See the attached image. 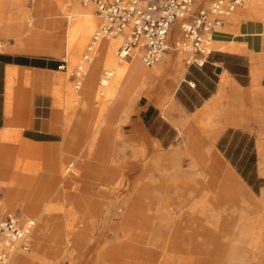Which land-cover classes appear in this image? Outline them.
Wrapping results in <instances>:
<instances>
[{"label": "bare ground", "instance_id": "1", "mask_svg": "<svg viewBox=\"0 0 264 264\" xmlns=\"http://www.w3.org/2000/svg\"><path fill=\"white\" fill-rule=\"evenodd\" d=\"M29 1L33 3V8L27 6L26 0H0V38L13 39L10 48L12 52L46 54L64 52L66 61L69 59L72 62L79 60L81 63L79 62L75 69L78 72L80 69L81 78L75 80L74 86L76 89L80 88L82 80L88 77L86 93L93 100L98 87L103 88L109 85L111 78L114 77L116 82V87L114 86L112 90V93L115 94L114 99H108L101 103L92 100L96 108L105 109L109 104L115 109L120 103L135 98V94L150 97L153 84L163 80V76L160 79L158 76L170 66V59L167 58L152 70H148L142 65L132 66L130 64L129 61L133 59L142 63L138 55L128 59L118 54V48L126 38L124 34L109 38L98 37L97 40H94L97 29L93 38L90 39L97 24L95 19L97 14L92 11V4L84 5L81 0ZM243 12L246 19L261 24V32L264 34V0H247ZM64 15L67 16V22L63 29L64 46L60 49V41L61 44L63 42L57 35V31L62 26L61 20ZM237 19L234 18L233 26L236 25ZM177 27V25L174 27V32ZM51 30H55L56 33H52ZM223 30L218 29L214 32L217 43L224 42L225 47L229 49L250 48L245 41L236 42L232 34L229 33L232 31L225 32ZM179 36L176 37L177 43L181 42L178 39ZM212 41L213 39L208 43V51L212 50L210 47ZM45 48L48 49L44 50ZM115 53L117 60L114 58ZM202 62L203 59H200L199 63ZM104 66L110 68L105 70L102 76L101 70ZM89 70H92L90 76H88ZM183 71L184 68L179 62L173 77L165 81L164 93L167 98L173 99L178 78L182 76ZM60 80L59 77V82H61ZM78 83H80L79 87ZM99 91L100 94L104 93L100 88ZM76 92L69 93V96L74 97V108L80 101ZM172 122L177 126L179 135L186 137L185 153L192 157L190 167L195 168L201 165L203 168L202 195L198 200L190 203L189 215L191 221L197 220L201 225L193 226L190 223L178 222L176 225H172L174 218L165 207L166 200L155 198L149 192L148 184L142 187L141 198L137 199L132 196L130 202L124 201L128 206L127 209H123V206L116 208V199L110 202V212H107L104 220L108 229L103 230L97 237L92 231L96 219L83 215L82 217L89 222L79 224L77 212H60L57 209V202L64 200V190L71 186L74 187L76 183L79 184V181L86 184L89 170L96 174L95 177L98 180L102 179L104 173L105 184L113 188L118 185L113 178L120 174L113 168L115 149L107 137L106 127L102 126L94 131L92 138L88 140L89 145L84 148L77 146V142L84 141V137L80 135L81 131L72 128L65 143L68 150V154L65 156H69V159L65 162L64 157L60 158L59 156V163L54 160L49 163L50 172L59 179L60 190L58 193L51 199L45 200L43 206L35 208H31L27 203L29 200L28 191L20 193L21 199L24 200L23 212L27 217V221H24L21 227L26 231L28 249L31 238L33 251L30 254H25V250L28 249L16 248V250H12L9 263L12 260L13 264H64V261H67L68 264H77L80 259L85 262L88 256L91 260L90 264H204L206 258L200 259L192 256V254L197 255L203 252L214 256L213 264H246L245 251L249 250L254 259L258 256L261 257L259 264H264V209L253 214L248 213L258 207L264 208V200L254 195L226 162H222L223 164H220L219 168L214 169L206 158L203 147L207 146L216 151L212 148V144L221 129L218 128L210 136V140L204 142L195 128V116L181 119L180 122ZM51 130L56 133L61 131L57 126L56 119L51 125ZM72 149H74L73 153ZM179 154V150L175 149L168 155L177 159ZM97 161L103 162L104 167H92ZM61 179H65V181L63 182ZM17 180V178L13 180L14 184ZM14 184L13 187H15ZM240 194L242 197H239ZM237 197L238 199L235 200ZM248 203L251 209L246 213L241 211L236 216L238 205L244 204L245 206ZM120 211H124L125 217L121 229L108 222L111 215L118 214ZM206 212L209 215H206ZM139 220H141V224L138 225L136 223ZM211 220L218 222L215 228L208 225ZM184 232L187 234L186 242H183L182 239ZM110 235L112 238L109 240L108 236ZM236 235L237 237H235ZM197 238L201 240L199 244ZM224 260H228V263H223Z\"/></svg>", "mask_w": 264, "mask_h": 264}, {"label": "rangeland", "instance_id": "2", "mask_svg": "<svg viewBox=\"0 0 264 264\" xmlns=\"http://www.w3.org/2000/svg\"><path fill=\"white\" fill-rule=\"evenodd\" d=\"M29 2V3H28ZM27 6L29 8H33V3L29 0H26ZM246 3L243 6L238 7L224 22L221 27L216 28V30L221 29L227 31L232 34V37L237 41H243L245 38L241 35V27L242 24L248 22V18L244 17V8ZM92 11L95 13V7L91 5ZM234 18H238L236 20V25L233 26ZM96 27L92 32L90 39L93 38V35L99 28L100 20L96 16ZM188 20V19H187ZM62 26L57 31V35L60 37V40H63V29L67 22V16H63ZM255 22V21H250ZM259 23V22H258ZM176 28V35L179 36V40L182 42H189L187 38L179 32V24ZM233 26V27H232ZM233 28L232 30L230 28ZM223 30V31H224ZM52 33H56L55 30H51ZM215 32V31H214ZM213 32V41L210 46L212 50L215 49H229L225 47L223 43L216 42V33ZM175 35V40L172 42H176L177 36ZM89 39V40H90ZM5 40V41H4ZM4 41V42H3ZM11 41V42H10ZM0 49L10 51V48L13 44V39L10 38H0ZM8 42V43H7ZM64 46V42L61 44L60 41V49ZM57 47V46H56ZM58 47V48H59ZM45 48L44 50H47ZM26 54H35L33 52H29ZM192 54V55H191ZM43 57H47L49 59H53L56 64H58L62 59L65 58L64 52L61 54H37ZM192 56V57H191ZM205 55H201L195 52H179L178 50L169 49L159 61L154 63L151 66H146L143 63H140L137 59H133L130 62L132 66L134 65H142L144 68L148 70H152L157 64L163 62L165 59H170V66H168L164 72L158 76L160 79L163 76V80L157 81L156 84H153L151 87L152 94L150 97H145L142 95L135 94V98L120 103L118 107L113 109L109 104L105 107V109L96 108L93 104V101L96 102H105L106 100H113L114 95L112 90L114 86L116 87V82L114 77L111 78L109 85L105 87H98V90L94 93V100L89 94L86 93V82L88 81V77L83 79L81 87L75 88V79L70 76V72L76 68V65L80 62L76 60L72 62L70 59L67 61V71H60L58 76L60 77V85H59V120L57 122L60 132L59 138L60 148L58 149V153L46 154L41 158V155L36 157L33 160H26V164L17 165L13 167L12 172L8 178L0 181V202L1 204L12 211L17 213V216L20 219V224L27 221V217L23 212L24 200L21 199L20 193L22 191H28L29 200L28 204L31 208L43 206L44 201L51 199L54 197L60 187L58 185L59 179L56 178L55 174H52L49 170V163L51 160L59 163L60 158L64 157V161L67 162L69 156H65L68 154V150L65 147L66 139L72 132V128H76L80 130V135L84 137V141L77 142V146L80 148H84V146L89 145V139L92 138L94 131H96L99 127H106L108 130L107 137L112 142V147L115 149V162H113V168L116 169L114 171H119V175H115L114 181L118 183L116 188L109 187L105 184V174L103 173L102 179L98 180L96 174H94L91 170H89V175L86 178V184L84 182L79 184L76 183L74 187H68L64 190V200H58L57 209L61 211H74L78 213V222L79 224H84L87 221L83 215L93 217L94 210L99 208V213L93 219H96L94 222V230L93 233L95 237L99 235L103 230H107L108 227L104 224L105 215L110 208V202L113 200H117L116 208L122 207L123 209H127L128 206L124 201L130 202L133 197L139 199L140 194L142 193V187L145 184L149 185V192L155 196L158 200H166L165 207L168 209V212L174 218V222L172 225H176V223H186L195 226V224H199L197 220L191 221L190 215V203L198 200L202 195V185L201 176L203 168L201 165L196 166L195 168H191L192 157L185 153L186 148V137L182 135H177V138L174 140L173 145L169 148H163L157 140L152 139L147 133L143 132L138 128L134 115H138L141 108L139 106H145L148 104L154 105L166 118L173 119L174 113H180L179 108L173 106L172 99L167 98L164 93V85L165 81L170 80L176 72L178 67V63L181 62L184 71L187 66L188 61H198L202 59ZM115 60H117L116 53L114 54ZM129 59V58H128ZM81 63V62H80ZM195 63V62H194ZM109 66H104L101 70V75L105 70L109 69ZM92 70L88 71V76H90ZM31 87L29 86V89ZM99 88L104 92L100 94ZM124 89V88H123ZM77 91V97H80V101L78 105L74 108V97L69 93H73ZM85 91V92H84ZM174 98V97H173ZM93 100V101H92ZM115 101V100H114ZM131 101V102H130ZM71 103V104H70ZM132 103V104H131ZM32 107L31 103H27L24 105V111L30 112ZM54 109V102H53ZM182 113V112H181ZM187 117H191L190 115H182V119ZM106 123V121H108ZM211 129V128H210ZM212 129L207 133H201V129H198L199 136L204 139V142L210 140V136ZM208 136V137H207ZM207 140V141H205ZM214 142L212 144V148H214ZM182 144V145H181ZM181 147V149H180ZM204 151L206 152V158L209 164L216 169L219 168L220 164L222 165L225 161L222 158L221 154L216 150L213 151L209 149V147L204 146ZM178 149L180 154L177 156V159H173L170 155H168L173 150ZM215 149V148H214ZM74 152V149L71 150ZM92 157V156H91ZM179 160V161H178ZM95 162V161H93ZM223 162V163H222ZM182 164V165H181ZM104 163L101 161H97L92 167L102 168L104 167ZM90 166V168H92ZM182 167V168H181ZM164 168V170H163ZM167 168V170H165ZM91 173V174H90ZM102 174V173H101ZM117 174V173H116ZM164 174V175H163ZM100 176V175H99ZM186 178H185V177ZM17 178V182L14 184V179ZM182 178V179H181ZM184 179V180H183ZM63 182L65 179H61ZM13 184L15 187H13ZM248 188V187H247ZM161 194V195H160ZM255 194V193H254ZM77 195L81 197L84 201L83 205H77L76 207L73 205V197ZM135 195V196H134ZM257 197L258 194H255ZM133 196V197H132ZM261 196V195H260ZM239 197H242L241 194ZM141 198V197H140ZM238 197L235 199L237 200ZM264 200V199H263ZM239 208L236 211L235 215L238 216L241 211L244 213L247 210H250V204L248 205L242 204L238 205ZM139 207V205H138ZM115 208V209H116ZM263 207H258L253 209V212L249 211L248 213L259 212ZM255 210V211H254ZM177 211V212H176ZM124 211L118 212V214L111 215L109 223H113L115 226L121 229L123 227L124 220ZM171 212V213H170ZM198 211H196L197 213ZM198 214V213H197ZM206 215H209L206 212ZM112 218V219H111ZM118 218V219H117ZM179 218V219H178ZM114 220V221H113ZM113 221V222H112ZM136 224H141V220L137 221ZM218 224L217 221L211 220L208 225L211 228H215ZM121 230H119V233ZM112 235L108 236L109 240L112 238ZM237 237V235L235 236ZM183 242L187 241V234L184 232L182 236ZM226 241H229L226 239ZM231 241V240H230ZM99 242V241H98ZM201 240L197 238V243L199 244ZM33 242L30 238V246L28 250H25V254L32 253ZM248 249V248H246ZM250 253H248V252ZM245 260L246 264H259L261 257L258 256L256 259L253 258V254L251 251H245ZM187 255V254H186ZM189 256H191L189 254ZM201 258H206V262L204 264H213L214 256L212 254L200 252L197 255H193ZM249 256V257H248ZM251 256V257H250ZM89 257L87 256V260L85 262L82 259L78 260L77 264H90ZM249 262V263H248ZM251 262V263H250ZM13 264V261L10 262ZM9 263V264H10ZM223 263H228V260H224ZM64 264H68L67 261H64Z\"/></svg>", "mask_w": 264, "mask_h": 264}, {"label": "crops", "instance_id": "3", "mask_svg": "<svg viewBox=\"0 0 264 264\" xmlns=\"http://www.w3.org/2000/svg\"><path fill=\"white\" fill-rule=\"evenodd\" d=\"M241 35L250 48L215 49L202 63L187 62L173 94V106L180 111L173 119L152 104L139 106L133 118L163 148L179 135L172 121L180 122L182 115L195 116V128L202 134L220 128L215 150L250 191L264 199V34L260 23L248 21ZM37 54L45 53L0 49V181L26 160L58 153L61 140L51 125L59 117L60 70L53 59ZM27 103L32 104L30 112L24 111ZM72 202L84 206L77 195Z\"/></svg>", "mask_w": 264, "mask_h": 264}, {"label": "built area", "instance_id": "4", "mask_svg": "<svg viewBox=\"0 0 264 264\" xmlns=\"http://www.w3.org/2000/svg\"><path fill=\"white\" fill-rule=\"evenodd\" d=\"M81 1L84 5L92 4L100 18L94 40L124 34L126 38L118 48V54L129 59L138 55L143 64L151 66L169 49L207 55L213 32L247 0ZM178 24L180 34L189 40L188 43L172 42L176 35L174 27ZM57 69L67 71L65 58L58 63ZM79 72L73 69L70 76L77 80L81 78ZM16 248L28 249L26 231L21 227L17 213L0 202V264H8L11 251Z\"/></svg>", "mask_w": 264, "mask_h": 264}]
</instances>
